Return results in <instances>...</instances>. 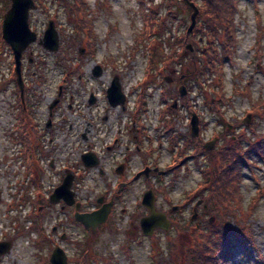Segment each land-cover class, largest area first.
<instances>
[{
	"label": "rangeland",
	"instance_id": "1",
	"mask_svg": "<svg viewBox=\"0 0 264 264\" xmlns=\"http://www.w3.org/2000/svg\"><path fill=\"white\" fill-rule=\"evenodd\" d=\"M1 1L4 0H0V8L2 6ZM35 1L37 4L41 3L39 9L32 11L33 23L36 26V30L40 34V37L42 36L37 41L42 40L44 32L47 30L51 21L54 23L55 31L56 29L61 30L62 39L65 35L67 38L66 40H75L73 39L75 38L73 30L76 22L74 17L69 13L70 7L64 2V0ZM238 1V10L234 16L235 33L238 40L236 55L233 64H231L230 61H227L225 65V91L230 103L222 106L221 113H212L213 110L210 111L207 109L209 108L207 103L211 105L213 101L217 99L215 92L218 90L217 86H215V74L210 73L214 90H211V93L208 94L202 92L205 96L204 103L206 107L202 104L201 109L207 110L205 111L204 119H207V122L208 118L210 120V125L207 126L204 136L206 139H210L213 132L219 133L222 140L215 138V143H220L222 146L230 145L232 143L229 136L227 137L228 139L223 140V137H225L227 132V129L225 128L227 123L235 124L236 121L240 122V118L251 105V102L245 97L233 95V88L237 85L243 86L246 82H251L253 100L256 101L258 98L264 99V0H257V2L254 0ZM88 2V10L94 19L93 26L97 35V45L95 54L84 58V68L88 71L87 73L91 85L96 83L98 87L97 98L100 100L102 98L100 93L104 96L105 91V96H108V90L115 79L118 80L124 99L125 95L123 91H125V87L130 88V90H137L143 82H141L138 87L135 85L140 81L142 75L145 74V78L147 77V71L151 60L155 65L154 70H152L153 77L151 80H153V84L157 83L166 90H172L177 86L175 79L180 76L181 71H184V74H189L190 71L195 69L196 65L192 62L193 60L190 57H187L184 62H176L175 60L172 65H165V60L171 57L173 53L178 54L180 52L181 47L176 44V41L177 39L181 40L185 35L187 36V30L190 26V20L186 16L189 12V10H187L189 6L184 0H88ZM197 2L200 3V5L202 4V0H197ZM170 11H173V13H170ZM1 12L2 10H0V19L2 15ZM257 13L260 16L259 19L256 17ZM151 14L154 15L156 20L163 21L166 25L165 28H161L156 36H154L156 41L153 39L148 40L146 37L145 19ZM174 14L177 17L176 19H174ZM204 21V16H201L197 20L194 30L196 28L198 29L199 23L201 25ZM205 27L206 26L203 25L204 29ZM258 38H261V45L263 47V56L261 59L256 58L254 55ZM198 40H201V43H197ZM152 41H154V43ZM207 41L208 38L203 35L202 32H199L196 38L195 47L197 50V56H199L197 62L200 64L203 61L202 53L205 51ZM221 42V37L218 36V47ZM152 43L153 45H151ZM189 44L190 43H188V45ZM60 45L58 46L57 51L50 52L45 59L48 62V65L45 69L40 70L45 81L44 87L40 88L41 91L45 90L46 95L43 97L52 98L55 95L57 84L61 81L63 76L64 68H61L57 63V53ZM79 50V55H82L81 51L85 53V50H83L82 47H80ZM0 51H2L0 53L1 89L2 80L10 73V53L5 54V51L1 48ZM154 51L155 54L153 56ZM193 51L191 53H193ZM187 53L188 51L186 47L184 55H187ZM79 55L77 59H79ZM70 67L71 65L69 66L68 64V68L66 69L69 70ZM97 67L100 68L99 76L94 75ZM163 80L165 81L164 83ZM193 80L194 78L189 76L184 79V83L187 82L190 84ZM107 86H109V88L105 90V87ZM143 86L147 87L148 83L145 82ZM172 96L173 94L171 97ZM3 97V91L1 89L0 152L7 155L5 148H9L10 153V150H13L14 145H16L15 143L18 142L19 136L21 135L20 131L15 127L16 119L11 118V115H7L14 111L8 110L9 108L7 109L4 106L3 102L5 99ZM200 97L202 99V96ZM11 98L13 100V96ZM171 100L172 99L167 97V100H162L161 103L164 105L166 104L167 106ZM103 102L104 99L102 98L101 104ZM171 103H173V100ZM186 103L184 105H186ZM123 104L124 103H120L117 106H112L110 104L114 108L113 111H111L112 117L116 118L118 116H124L127 113L126 109L128 108L124 107ZM43 110L44 108L41 105L40 112ZM15 112L17 113V111ZM221 115H223V120L221 119ZM155 116L156 115H154V118ZM220 120L222 121L221 123L218 122ZM259 121L258 132H261V134L264 135V119H259ZM201 124L203 125L202 120ZM228 128L229 130L232 129L231 127ZM187 129L188 127L177 128L176 130L178 133L176 134L182 133L184 135L187 133ZM239 132L240 130L238 129V133ZM148 134L149 133L146 132V135ZM247 136L252 140L254 139L249 134H247ZM244 145L247 146V142L244 143ZM169 149L170 147L167 146V149L163 150V148H160V145H158L156 148L157 152H154L150 157V163L155 159L158 160V168H161L159 171H163V169L166 170V167H168V165L171 164L172 159H174L172 158L173 154ZM127 151L128 150L125 147L120 150L117 149L116 152L121 154V157L118 159L115 156H112L107 159V162L111 159H117L118 163H122V156L124 152ZM113 153L116 155L115 151H113L112 154ZM192 154L193 148L186 151L187 157ZM110 155L111 154L109 153L108 156ZM20 157V155L12 154L11 156H7L6 161L7 163L10 161L12 164H15L16 160ZM95 157L98 161L102 160L98 155H95ZM214 164H216V161H207L203 156L199 158L198 162L195 158L191 157L182 165L179 172L172 171L164 180L155 182L156 186H163L168 191L167 195L160 193L158 203L161 207H165L173 217L169 230H161L157 237H151L149 240L143 239L145 243H139L138 239L134 242L130 251L127 253L118 250L119 248H117L116 245L114 246V243L112 242L114 237L109 236L110 234H106L97 246L101 256L105 252L112 253V257H114L113 264H183L185 252L193 244L191 239V232L193 231L192 223L199 222L202 218L201 206L203 205V201L200 197L195 198L192 203H188L185 209L182 210L181 207L184 203L188 202L190 197L196 196L197 192L195 194V190H201V188L198 187V184L202 181L203 168L205 169L207 166L211 169L214 167ZM132 165L135 168L136 164L133 163ZM102 166H106V160L104 159ZM259 166L260 168L256 170V175L261 181H263V163L259 162ZM112 167L114 168L111 160L107 166V177L104 173H101V167L98 169V175H101L105 179L108 178L109 180H114L115 171L113 172ZM137 167H139V163H137ZM243 173L244 180L241 183L242 193L244 195L243 205L248 209V205L253 199L252 197L256 196L258 185L248 169H245ZM62 178L64 177L62 176ZM174 178L175 180H173ZM1 179L2 177L0 176V180ZM141 182L143 183V179ZM91 184L94 189H91L90 187L88 193H92L94 199L101 198V187L96 184L94 179L91 180ZM0 186H3L2 181H0ZM3 204L4 202H0V222L4 221L3 209L1 207ZM174 206H178L179 210L176 209L173 211L172 208ZM44 207V213H47L48 216L51 215V219L55 218L59 213L60 215L64 213L62 209L60 212H57V207L50 205L49 201L44 202ZM67 213L71 214L72 209L68 208ZM143 214H145V212L142 209H139L136 213L134 212L132 216L135 220H138ZM51 219L48 222L45 220V225L47 226L45 227L46 231H43L40 235L34 227L30 229L29 226L28 228L27 226L22 228L18 235L17 233L15 234L19 237L20 245L15 247L16 252L11 250L12 253L9 257H13L10 258V264L13 262L15 264H47L52 249L45 237L47 236V232L51 230V226L54 224V221ZM58 222L63 223V221L59 220ZM35 223H38V217ZM247 224H250L252 227L255 246L258 248L259 252L264 255V200H260L254 214L248 218ZM254 257H256V255H247L238 248L234 250L228 264H257Z\"/></svg>",
	"mask_w": 264,
	"mask_h": 264
},
{
	"label": "trees",
	"instance_id": "2",
	"mask_svg": "<svg viewBox=\"0 0 264 264\" xmlns=\"http://www.w3.org/2000/svg\"><path fill=\"white\" fill-rule=\"evenodd\" d=\"M257 2V0H254ZM66 4L70 7V14L75 19L74 35L75 40H66L64 35L58 56V65L64 68L63 79L70 80L74 74H76L80 67H76L72 72H69L68 64L75 61L79 55V48L82 47L85 53L79 55V61L84 62V58L87 56H93L96 52L97 35L94 30L93 21L94 19L89 17V2L88 0H68ZM238 0H202V4L199 7L201 16H204L205 21L203 24L198 26L189 36H183L177 39L176 44L181 47L180 52L173 53L171 57L165 60V65H172L175 60L176 62H184L187 57L192 58V62L196 65L192 73L196 71L197 67H200L199 71L194 75V79L200 82L206 72L215 74L217 86V99L209 106L213 112L221 113V108L225 104H229L230 100L227 98L225 91V65L227 61L231 64L234 62L237 48V37L235 33L234 16L238 10ZM173 13V11H170ZM176 14V12H175ZM174 14V19L177 17ZM173 15V14H172ZM259 19L260 16L256 15ZM205 25V30L203 28ZM146 26V37L148 40H155L154 36L160 31L161 28H165L166 25L163 21L155 19L154 15L151 14L145 19ZM199 32H202L208 38L205 51L203 53V60L205 65L199 64L197 60L196 50V38ZM221 37V44L218 47L217 37ZM156 41V40H155ZM65 42V44H64ZM67 42V43H66ZM154 43V41H152ZM153 43L151 45H153ZM188 43L194 48L193 53L188 51L187 55H184ZM155 51L153 52V56ZM256 58L261 59L263 56V47L261 45V38L257 39L256 47L254 50ZM161 60V59H160ZM154 63H149L148 75L154 70ZM157 71V70H156ZM164 71V70H163ZM40 79H43L40 76ZM177 77V76H176ZM188 74L181 72L180 76L177 77L174 89H164L161 95L162 100H167V97L176 100L180 98L179 90L184 85V78H188ZM179 78V79H178ZM241 79V77L239 76ZM178 79V80H177ZM214 87V85H212ZM252 83L247 82L243 86L237 85L233 88V95L242 96L248 98L251 102L249 112L245 114H251L253 120L249 126L241 129L242 124L240 122L227 123L225 128L227 132L223 140L231 138L232 143L230 145L222 146L217 143L215 149L211 152L204 150L203 139H193L190 133L186 134H174L173 129L170 126L169 121L165 123V131L169 137L170 149L179 145L180 140L183 139V144L175 155H173L171 164L166 167L165 173L177 171L181 169L182 165L189 158H195L199 160L200 157H205L206 160L212 162L216 161L214 167L203 168L202 181L198 184L201 190H195V197H190L188 202L184 203L181 209H185L188 203H192L195 198H201L203 205L201 206L202 218L199 222L192 223L191 239L193 241L192 246L185 252L183 264H228L231 255L235 249L240 248L245 254L252 256L256 255L255 261L257 264H264V255L261 254L258 248L254 244L253 230L250 224H247V220L252 214H254L260 200H264V179H261L256 175V170L260 168L259 162L263 163L264 166V135L258 132L259 119H264V99L258 98L256 101L253 100V94L251 89ZM1 91V90H0ZM214 93V94H215ZM173 96L171 97V95ZM183 104L187 102V98H181ZM187 104V103H186ZM145 108L144 96L140 95L137 104L136 116L139 118V114ZM28 110V108H27ZM27 112L21 111L19 114L21 118L17 125V130L20 131L19 139L28 144L32 135H36L33 132L34 125L28 126L24 123V116ZM170 115L171 119L178 115V111L172 109L169 104L164 107L161 111V117ZM223 120V115H221ZM221 123L222 121H218ZM229 125L233 127L232 130H228ZM238 129L240 132L238 133ZM248 129L251 133L252 140L247 136ZM144 134V133H143ZM142 134V135H143ZM145 135V134H144ZM185 138V140H184ZM214 138L222 140L219 133H213L212 137L208 140L211 141ZM256 138V139H255ZM247 142V146L244 143ZM193 148V154L186 156V151ZM155 150L150 147L151 154ZM137 154V151L134 152ZM154 167H158V160L155 159L153 162ZM248 169L253 179L256 181L258 188L255 197L250 201L248 209L243 205L244 195L242 193L241 183L244 180L243 171ZM156 174V173H153ZM162 181L163 177L157 175ZM177 177V176H176ZM175 180V178L173 179ZM175 183V182H174ZM173 183V184H174ZM205 188V189H204ZM159 191L154 189V193H162L167 195L168 191L163 187L158 188ZM200 191V192H198ZM206 204V208H205ZM45 217L44 211L39 212L38 222ZM212 219V221H211ZM36 231L40 235L43 232L41 224L38 223ZM40 262V261H39ZM41 264V263H40ZM113 264V263H110Z\"/></svg>",
	"mask_w": 264,
	"mask_h": 264
},
{
	"label": "built area",
	"instance_id": "3",
	"mask_svg": "<svg viewBox=\"0 0 264 264\" xmlns=\"http://www.w3.org/2000/svg\"><path fill=\"white\" fill-rule=\"evenodd\" d=\"M84 67L85 77L83 80L86 82V87L81 86L80 78H73L72 84L67 88L64 100L54 115L51 129L46 127V122L48 121L49 107L55 98L43 97L41 105L44 110L42 112L38 110L35 115L41 138L29 145L31 150L28 148L27 151L22 143L17 142L10 153L9 148H5L7 155L0 152V176L2 177L0 181L3 183V186H0V202H4L1 206L4 221L0 222V241L13 238L16 246L20 245L17 235L25 226L27 228L29 226L30 229L35 226L34 219L39 200L49 199L53 190L62 182V176L73 175L71 191L74 194L75 202H80L86 209L93 208L94 197L92 193H88V189L90 187L92 189L91 180L100 178L99 168L87 169L83 165L81 157L85 153L92 152L100 159L106 160L105 169L107 170L111 160L114 168L118 164L117 159L107 162V159L112 156L118 159L121 157V154L116 152L117 149L125 147L128 150L124 152L122 161L128 157L129 152L135 150V143L130 135L136 126L134 114L137 109L138 97L141 94L145 96L147 109L141 112L140 123L144 126V131L149 133L143 138L146 147L144 150L148 148L152 140L154 147L160 145L163 150L167 149L168 137L165 135L164 121L160 118L161 111L166 104L161 103L162 86L157 83L153 84V80H151L153 74L148 78H145V74L142 75L140 81L135 85L138 87L143 82L137 90L125 87L123 105L128 108L126 109L127 113L114 118L111 116V111L114 108L109 104L105 91L104 96L100 93L104 99L101 104L102 98L101 100L97 98L98 87L96 83L91 85L88 71ZM147 81L150 84L144 87L143 84ZM189 85L188 104L181 105L179 103L181 116L171 120L174 133H178L177 128L183 127H188L187 132L189 131L191 114L195 111L205 118L207 110L201 109L202 104L206 107L205 96L202 92L211 93L209 87L213 83L210 74L207 73L200 84L192 81ZM109 86L105 87V90ZM91 95H94L95 98L94 105L90 104ZM207 109L210 110V108ZM154 115H156L155 118ZM168 118L170 117L167 116L166 119ZM204 121L207 122V119ZM83 134L87 135V140L83 139ZM159 135L162 136L161 140L158 138ZM203 137L207 140L205 136ZM113 151L116 155L112 154ZM109 153L110 156H108ZM12 154L21 156L15 164L6 161L7 156ZM28 154L33 155V158L29 159ZM131 172H135V170H130L129 173ZM115 183V181L111 182L112 188L115 187ZM56 207L57 212H60L61 203L56 204ZM65 217V212L62 215L60 213L56 215L60 221H63ZM45 227L47 226L44 222ZM16 233L17 235H15ZM10 263L7 260L2 262V264Z\"/></svg>",
	"mask_w": 264,
	"mask_h": 264
},
{
	"label": "flooded vegetation",
	"instance_id": "4",
	"mask_svg": "<svg viewBox=\"0 0 264 264\" xmlns=\"http://www.w3.org/2000/svg\"><path fill=\"white\" fill-rule=\"evenodd\" d=\"M67 1L68 0H64V2ZM190 1L193 2L198 8V14L196 16V19L198 20L201 17V11L199 9V6L201 5L197 2V0ZM1 2L2 6L0 10H2V15L0 19V48L5 51V54L10 53V73L2 80L1 83V89L4 95L3 98L5 99L3 104L7 109L9 108L8 110L14 111L7 115H11V118L16 119V125L18 124L19 118H21V116L19 115L21 111L27 112L26 116L22 117L24 118V123L27 126L30 124L34 125L36 124L35 115L41 108L43 96L46 95L45 90H40V88L44 87L45 85L44 79H40V76L43 77L40 70L45 69V67L48 65V62L45 59L50 54V51L44 48L40 44V41H37L42 36L40 37V34L37 32L36 26L34 25L32 20V11L39 9L41 3L37 4V2L34 0L36 7L32 8L28 13L29 29L31 32L36 33L37 42L30 44L26 48V50L22 52L20 60L22 79L21 87L18 83V77L15 71L16 63L13 51L2 38L5 15L10 10L12 1L4 0ZM187 10H189V12L187 11L188 13L186 14V16L191 23L193 10L190 7H188ZM89 17L92 18L91 13L89 14ZM56 32L60 45L62 42L61 30L56 29ZM1 52L2 51H0V53ZM81 53L83 54L84 52L81 51ZM195 73L196 71L194 72V74L192 73V71H190V76L194 77ZM79 78L81 79V77ZM64 87L65 85L62 86V88ZM21 91H23V98L21 96ZM12 96L13 100L11 98ZM15 111H17V113ZM27 116L29 118H27ZM167 116H169L170 118L166 119ZM161 120L164 121L163 124H165L167 121H169L170 123L171 116L165 115L164 117H161ZM136 131L138 130L136 129ZM130 137L132 138V141L134 143L138 138L135 131H132ZM18 142L24 144L20 139L18 140ZM144 148L146 147L144 145V142H142V149ZM147 149L149 150V146ZM134 152H136V150L129 152L128 157L123 160L122 163H118L116 167L112 169L113 172L115 171V180H109L108 178L105 179L103 177L95 180L96 184L101 187L100 193H102V196L101 198L93 200V208L86 209L84 207V209L81 206L79 209L80 213L90 214L98 211L102 206L110 204L108 215L106 217V220L102 224H95L92 222L89 227H87L85 224L75 220L72 217V213H66V217L65 220H63V223L58 222L59 219H57L56 217L51 219L52 216H50V219L54 221V224L50 228L51 230L49 231V237L47 239L48 244L52 249L51 253L49 254L47 264H51L50 257L53 251L58 247L61 248L65 254V264H110L114 260V257H112V253L110 254L108 252H105L101 256L97 247L106 234H110L109 236L114 237V239H112L114 246L116 245L117 248H119L118 250L126 253L130 251L132 245L138 239L139 243H145L143 239L149 240V238L151 237L158 236L161 230H155L153 236L148 237L144 234L141 228V220L150 215L149 209L142 204V200L145 193L152 189V186L157 191H159V185H155V182L160 181L157 174L163 177L162 180H164L167 175L164 169L163 171H159L162 172V174H160L159 172H155L156 174H153V169H155L156 167L150 166V157L147 156L146 150H139L137 151V154H134ZM133 163L136 164L135 168L132 165ZM137 163H139V167H137ZM120 167H122V173L118 174L117 169H119ZM147 167L152 169L149 175H142L141 177L136 179V175L144 171ZM130 170H135V172L129 173ZM142 179L143 183L141 182ZM112 181L116 182L114 188L111 187ZM159 195L160 193H158V195L155 194V209L159 213H165L167 218L171 222L173 219L172 215L165 207H161L158 203ZM100 199H102V203L98 202ZM63 208L64 207L62 206V209ZM139 209H142L145 214L138 218V220H135L132 214L134 212L136 213ZM176 209H178V206H174L172 208L173 211H175Z\"/></svg>",
	"mask_w": 264,
	"mask_h": 264
},
{
	"label": "water",
	"instance_id": "5",
	"mask_svg": "<svg viewBox=\"0 0 264 264\" xmlns=\"http://www.w3.org/2000/svg\"><path fill=\"white\" fill-rule=\"evenodd\" d=\"M12 5L10 10L5 15L4 24H3V40L11 47L16 63L15 71L18 77V83L22 87V79H21V56L22 52L26 50V48L36 42V33L31 32L28 25V13L32 8H35L34 0H11ZM185 3L193 10V14L191 16V23L187 30V35H189L194 28L196 27L197 19L196 16L198 14V8L195 4L189 0H184ZM40 44L46 48L48 51L53 52L58 50V37L57 33L54 29V23L51 21L48 25L47 30L44 32V36L42 40H40ZM187 51H193V47L191 44L187 46ZM95 76L100 75V68L97 67L94 72ZM61 91V88H60ZM186 87L183 85L180 88L179 94L180 97H184L186 95ZM21 96L23 98V91H21ZM108 100L112 106H117L120 103H124L125 99L121 92L120 85L118 80L115 79L112 83V86L108 90ZM91 103L94 102V97H91ZM58 103V100L55 101L54 105ZM177 108V101L173 103V109ZM251 120V116H247L246 124H249ZM51 122L48 123L50 125ZM191 136L193 138H197L199 135V120L196 114H193L191 117ZM83 138L86 139V135H83ZM216 139H213L211 142L205 144L204 149L206 151H212L215 147ZM82 160L87 168H93L98 165V159L90 153H86L82 155ZM154 172H159L158 168L153 169ZM152 169L146 168L144 171L138 173L136 175V179L141 177L142 175H149ZM103 174V172L101 171ZM117 173H122V167L117 169ZM162 174V172H159ZM72 175H68L63 183L55 189L54 193L50 197V202L57 203L62 200L66 205L72 206L74 205V197L72 192L70 191V186L72 185ZM155 195L152 190H149L145 193L142 204L149 209L150 215L141 220V228L144 234L148 237L153 236L155 230H164L167 231L170 228L171 222L168 220L165 213H159L155 209ZM102 203V199L98 201ZM79 204H75L76 213L74 215L75 219L78 222L85 224L87 227L93 222L95 224H102L108 215L110 204L102 206L98 211L90 214L79 213ZM11 249L10 242L0 243V257L8 254ZM65 254L61 248H56L51 257V264H65Z\"/></svg>",
	"mask_w": 264,
	"mask_h": 264
},
{
	"label": "bare ground",
	"instance_id": "6",
	"mask_svg": "<svg viewBox=\"0 0 264 264\" xmlns=\"http://www.w3.org/2000/svg\"><path fill=\"white\" fill-rule=\"evenodd\" d=\"M154 189H155V188L152 186V189H151V190H152L153 192H154ZM10 262H11V259H10Z\"/></svg>",
	"mask_w": 264,
	"mask_h": 264
}]
</instances>
